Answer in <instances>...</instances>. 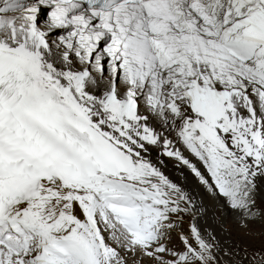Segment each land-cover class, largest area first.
I'll list each match as a JSON object with an SVG mask.
<instances>
[{
    "label": "snow or ice",
    "instance_id": "6c2138e0",
    "mask_svg": "<svg viewBox=\"0 0 264 264\" xmlns=\"http://www.w3.org/2000/svg\"><path fill=\"white\" fill-rule=\"evenodd\" d=\"M153 149L257 215L264 0H0V264H220Z\"/></svg>",
    "mask_w": 264,
    "mask_h": 264
},
{
    "label": "bare ground",
    "instance_id": "6f19581e",
    "mask_svg": "<svg viewBox=\"0 0 264 264\" xmlns=\"http://www.w3.org/2000/svg\"><path fill=\"white\" fill-rule=\"evenodd\" d=\"M44 11L45 9L42 8L40 18H43ZM42 21L45 20L43 19ZM177 147H179L181 151H183L184 154L194 164H196V166L201 170L202 173H204L206 176L208 175L200 161H198L194 156L188 153L182 145L177 144ZM158 159H162L164 161L163 165L158 164V166L161 167V170L165 173V175H167L169 179H171L173 182L177 183L182 188H184V190L187 191L194 198L198 206L202 205L203 208L206 209L203 215L198 216V223L201 229H207L209 232L213 233L216 236L217 240L220 242L222 249H227L230 244V239L226 231L229 222L232 221V223H235L236 221H239L246 224L245 222H256L258 218L259 220H261L260 215L262 213L257 214L256 216L250 219H244L240 212L233 211L227 206V203L223 197L210 193L207 188L199 182L198 178L195 177V175L187 167L178 166V162L172 158L158 157L157 150L153 149V162L157 163ZM256 184L257 188L254 193L253 199L258 203L264 204V177H258L256 180ZM239 222H236L235 224L237 225ZM182 226L184 231L186 232L188 228L187 216H185L184 223L182 224ZM178 232L174 231L173 233ZM226 235L227 239H229L227 241L223 239V237H225ZM218 259L221 260V262L224 261L230 264V261L227 259V257L222 255V253L218 254Z\"/></svg>",
    "mask_w": 264,
    "mask_h": 264
},
{
    "label": "rangeland",
    "instance_id": "374dc122",
    "mask_svg": "<svg viewBox=\"0 0 264 264\" xmlns=\"http://www.w3.org/2000/svg\"><path fill=\"white\" fill-rule=\"evenodd\" d=\"M47 9L43 13V18L47 15ZM254 211L257 214H261V220L259 218L256 222H239L237 225L235 223L229 222L227 226V234L230 239V244L227 249H222L220 253L227 257L230 261V264H264V204L258 203L255 201ZM180 230L184 231L183 226L181 225ZM224 240L227 239V235L223 237ZM169 247H182L180 244L179 237L177 233L171 235L169 241ZM225 252L228 253L225 255ZM228 263V262H227ZM226 262H221L220 264H227ZM129 264H132L130 260ZM140 264H153V262L143 257L140 260ZM229 264V263H228Z\"/></svg>",
    "mask_w": 264,
    "mask_h": 264
}]
</instances>
